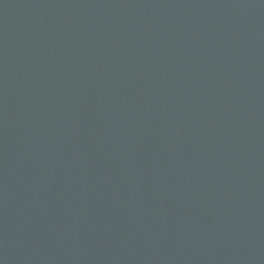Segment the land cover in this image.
Masks as SVG:
<instances>
[{
	"label": "water",
	"instance_id": "water-1",
	"mask_svg": "<svg viewBox=\"0 0 264 264\" xmlns=\"http://www.w3.org/2000/svg\"><path fill=\"white\" fill-rule=\"evenodd\" d=\"M0 264H264V0H0Z\"/></svg>",
	"mask_w": 264,
	"mask_h": 264
}]
</instances>
